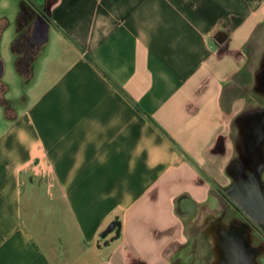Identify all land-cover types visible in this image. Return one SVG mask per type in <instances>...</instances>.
Segmentation results:
<instances>
[{
  "label": "crops",
  "instance_id": "0c3cea01",
  "mask_svg": "<svg viewBox=\"0 0 264 264\" xmlns=\"http://www.w3.org/2000/svg\"><path fill=\"white\" fill-rule=\"evenodd\" d=\"M245 199L264 0H0V264H176L196 224L218 264L234 225L262 248Z\"/></svg>",
  "mask_w": 264,
  "mask_h": 264
},
{
  "label": "flooded vegetation",
  "instance_id": "af4514ba",
  "mask_svg": "<svg viewBox=\"0 0 264 264\" xmlns=\"http://www.w3.org/2000/svg\"><path fill=\"white\" fill-rule=\"evenodd\" d=\"M245 209L253 214L258 219L264 220V210L257 203H253L248 199L243 201ZM225 216L235 215L236 218L244 219L245 221H250L246 211L235 205H228L224 211ZM246 224L241 226L234 225L222 236V257L218 264H263L262 259H264V230L260 231L257 236L262 244V248L249 246V240L244 237L246 233ZM257 252H260V259L256 261L255 256ZM205 264H211L210 255L207 256Z\"/></svg>",
  "mask_w": 264,
  "mask_h": 264
},
{
  "label": "rangeland",
  "instance_id": "374dc122",
  "mask_svg": "<svg viewBox=\"0 0 264 264\" xmlns=\"http://www.w3.org/2000/svg\"><path fill=\"white\" fill-rule=\"evenodd\" d=\"M249 54L253 51L252 47H248L246 49ZM20 85V83H19ZM248 92V91H247ZM23 93H20V95ZM25 97H22L20 101L21 104ZM24 103V102H23ZM24 104H22V107ZM190 232L192 234V241L194 240L195 243L191 245L190 249H186L185 257L182 256L181 258L176 259V264L182 262V264H205L207 260V250L203 246L204 241V232L201 231V225L196 224L195 226L190 228ZM191 252V253H190ZM262 263L264 264V259H262Z\"/></svg>",
  "mask_w": 264,
  "mask_h": 264
},
{
  "label": "water",
  "instance_id": "95a60500",
  "mask_svg": "<svg viewBox=\"0 0 264 264\" xmlns=\"http://www.w3.org/2000/svg\"><path fill=\"white\" fill-rule=\"evenodd\" d=\"M195 208V205L194 203L192 202V207H186V208H183L185 211H192L193 209ZM116 228V223L113 222L109 225L108 229L105 231L104 234H107L111 231H113L114 229Z\"/></svg>",
  "mask_w": 264,
  "mask_h": 264
}]
</instances>
